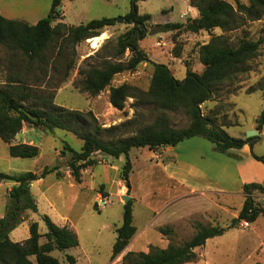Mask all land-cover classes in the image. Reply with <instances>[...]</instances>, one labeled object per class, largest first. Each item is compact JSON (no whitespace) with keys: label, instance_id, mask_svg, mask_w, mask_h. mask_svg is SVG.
<instances>
[{"label":"rangeland","instance_id":"rangeland-1","mask_svg":"<svg viewBox=\"0 0 264 264\" xmlns=\"http://www.w3.org/2000/svg\"><path fill=\"white\" fill-rule=\"evenodd\" d=\"M131 1L61 0L58 10L65 11L64 21L68 24H85L102 17H112L117 22L105 28L103 33L106 36L98 42V48L95 49L88 40H84L76 46L75 55L69 51L66 59L56 60L62 66L70 59L75 61L67 80L61 81V74L50 66H45L46 76L41 74V70L35 69V74L27 76L28 82L38 89L53 91V101L56 105L74 110H91L99 123L106 127L132 118L135 113L132 106L135 102L133 98H127L124 109L119 110L110 104L109 87L92 96L74 85V81L80 78L79 69L87 57L85 53L92 51L93 54L108 39H112L110 46L107 45L101 52V57L111 53L109 47L115 44L117 37L132 27L124 18L131 9ZM228 1L236 6L235 0ZM240 1L248 3V0ZM46 2L47 0H0L3 10L9 12L7 14L27 20L29 23L44 13ZM138 6L141 13L151 14L156 22L182 20L180 15L188 7L185 0H139ZM122 17L123 20L120 21ZM187 19L185 18V21ZM215 29L208 34L201 32L197 37L187 34L185 39L187 43H191L189 54L191 52L195 54L193 52L197 50L198 45L209 40L211 35L222 33L220 28ZM226 35L232 45H236L242 38L260 39L262 43L257 56L249 61L247 70L238 73L235 85L218 88L212 100L218 101L214 106L217 109L220 107L219 111L224 113L220 121L224 123L227 132L237 138L250 135L255 137L253 153L264 156V126L261 132L257 130V134H250L251 130L258 128L257 118L264 108V96L258 89L248 92L249 89H255L257 83L264 78V18L249 20L242 27ZM157 39L158 33L149 32L140 41L141 47L153 60L169 65L170 58L167 55L169 49L166 46H162L163 48L155 46ZM56 51L57 48L53 47L50 55H55ZM129 56L127 51L123 59L126 60ZM20 59L19 51L0 44V88L4 86L9 73L20 69ZM99 60L97 58L96 62ZM174 62L178 70H181L180 73L177 70L175 74L182 78L186 68L180 65L179 59ZM151 74L152 66L142 63L136 70L115 75L112 85L127 82L147 90ZM58 83L59 87H52ZM209 107L210 104H206V107L203 105L204 112H207ZM172 117L177 127L189 123L183 111L174 113ZM24 140L38 144L39 155L34 158L11 156L9 144L0 138L1 172L11 174L24 171L41 172L46 166L58 165L62 176H58L57 171H54L45 178L33 181L31 191L36 199L38 211H26L25 219L11 234L12 240L27 239L30 236L29 226L32 221L39 223L41 233L46 232L47 226L43 215L47 214L55 223L67 224L74 228L79 236L78 246L65 251L51 252L62 264H66L67 253L76 257L77 264H122V257L128 250L143 251L148 250L150 245L166 247L169 244H181L196 233L200 224L219 225L223 232L209 238L204 246L196 249L198 253L196 261L185 264H264V215L260 214L255 221H251L249 227L232 226V219L238 216L245 201L241 194L243 186L237 173L238 160L239 158L242 160L239 155L230 151L219 152L213 143L200 136L184 140L176 147L166 150H163V147L156 150L148 147L133 148L130 151L133 165L129 177L131 189L128 191L122 179L125 156L105 157L97 153L99 162L93 167L84 168L82 182L78 183L71 176L67 166L68 157L62 154V149L65 144H69L75 150H80L83 146L82 139L60 128L48 129L25 124L20 131V138H14L12 142L26 143ZM249 169L255 174L252 167ZM1 182L3 186H0V215L6 212L10 200L6 187L11 183L2 180ZM255 183L264 184V181ZM190 185L230 192V195L226 196L207 192L209 199L226 202L228 206L222 204L224 206L222 212L216 210L212 214H199L194 199L201 197V193L179 200L174 199L178 194L187 193V186ZM125 194L131 197L133 223L137 232L126 249L112 259L113 245L117 238L116 229L123 221ZM255 197L257 202L261 203L264 194L255 192ZM103 201L106 202L105 205ZM162 227H170L172 231L163 234L160 231ZM40 241L43 243L45 237Z\"/></svg>","mask_w":264,"mask_h":264},{"label":"trees","instance_id":"trees-1","mask_svg":"<svg viewBox=\"0 0 264 264\" xmlns=\"http://www.w3.org/2000/svg\"><path fill=\"white\" fill-rule=\"evenodd\" d=\"M138 1H131V9L124 16L125 22L132 24V27L117 37L115 44L109 47L111 53L101 57V52L112 41L108 39L98 50L88 55L79 69L80 78L74 81L75 87L92 96L109 87V101L119 110L124 109L127 98L135 100L132 105L135 108L134 116L108 127L99 123L91 110H74L56 105L53 91L38 89L28 82L27 76L35 74V69L41 70V74L46 76L45 66H50L61 74V81L67 80L75 61L70 59L62 66L56 60L66 59L69 51L75 55L79 43L101 35L106 27L115 25L117 20L102 17L78 25L58 21L61 19V10H58L61 0H53L49 14L35 24L6 18L0 12V44L21 53L22 68L9 73L4 86L0 88V138L9 144L11 156L34 158L40 153L35 144L12 142L25 124L48 129L60 128L74 133L83 141L80 150H75L69 144H65L62 149V154L68 157L67 166L75 182H82L84 168L93 167L99 162L97 153L105 157L125 156L122 179L128 182L129 191V177L133 168L130 151L133 148L156 150L163 146H175L197 136L213 143L215 149L222 153L232 148H242L247 143L254 145L253 136L237 138L227 132L224 123L219 122V117L224 114L219 111L220 107L217 109L214 106L204 112L203 105L214 98L218 88L235 85L238 73L246 71L249 61L257 56L262 43L260 39L242 38L232 45L226 34L242 27L249 20L264 18V0H248L247 4L235 0L236 6L228 0H190L191 5L199 11L198 17H189L185 22L165 23H150L152 15L140 13ZM215 28H220L222 33L211 35L208 42L199 45V58L204 70L198 73L188 64L186 76L182 80L175 77L167 64L151 60L140 44L149 32L176 31L177 36L185 31L210 32ZM53 47L57 48L56 54L50 55ZM175 50L178 52L179 47ZM127 51L130 56L124 60ZM97 58L100 60L96 62ZM142 63L152 66L147 90L127 82L112 85L115 75L136 70ZM52 87H59V83ZM257 89L264 96V78L255 89H249L248 92ZM179 111L188 117V125H174L172 115ZM257 122V129L261 131L264 126V108ZM252 155L264 162V156ZM54 171L62 176L58 165L46 166L41 172L11 174L0 171V179L15 183L9 192L6 212L0 217V264H62L51 252L65 251L79 245V236L74 229L55 223L47 214L43 215L46 232L41 233L39 223L32 221L27 239L14 241L10 237L11 232L25 219L26 211H38L31 183ZM243 192L245 201L238 216L232 219V226H239L242 221L250 223L260 214L264 215V203L257 202L255 197V192L264 194V184L246 183ZM116 231L112 259L126 249L137 232L131 200L125 205L122 224ZM160 231L169 234L172 229L162 227ZM222 232L223 228L219 225L200 224L196 233L181 244H169L166 247L150 245L148 250L143 251L128 250L122 257V264L194 262L198 258L196 249ZM42 237H45L43 243L40 241ZM65 257L66 264H77L74 255L67 253Z\"/></svg>","mask_w":264,"mask_h":264},{"label":"crops","instance_id":"crops-1","mask_svg":"<svg viewBox=\"0 0 264 264\" xmlns=\"http://www.w3.org/2000/svg\"><path fill=\"white\" fill-rule=\"evenodd\" d=\"M52 1L53 0H47V2H46V6L47 7H45L44 13L41 14V15H39V16H37L34 20H32V23L31 24L37 23L38 20H40L43 17H46L49 14V11H50L51 5H52ZM185 1L187 3V6L188 7L181 13L180 16H181L182 20H179V22H185V18H189V17L190 18H196V17L199 16L198 9L195 6H192L191 5L190 0H185ZM0 12L6 18H9V19H19V18H16L14 15L7 14L9 12L8 11L5 12V10H3V7H2L1 4H0ZM65 16H66L65 15V11L63 12L61 10V19L58 20V21L65 22L64 21ZM22 20H24V19H22ZM152 20H153V18H152ZM152 22H154V23H165V22H156L154 20ZM171 22H174V21H171ZM175 22H178V21H175ZM215 30H217V29H215ZM154 32L158 33V39L155 42V46H158L157 45V41L161 40L164 43V46L163 47L166 46L169 49V50H167V55L170 58V64L168 63L169 64L168 66L172 70V72H173V74L175 75L176 78H178V77L175 74V72L178 70V67H177V64L174 61L177 60V59L180 60V65L181 66H184L186 68V72H187V65L188 64L190 65V67L194 71H196L198 73H201L204 70V65L200 61L199 52H198V49H199V45L200 44L198 45L197 50L193 52L195 54H192V52H191V54H189L190 52L188 51V49H189V46H190L191 43H187V40L185 39V37L187 36V34H192V35H194V36L197 37V36H200L199 34L201 32H205V33L208 34L209 31L201 30L198 33L189 32V31L186 32L185 31V32H182V33L178 34L177 36H175L176 35V31H167V32L154 31ZM209 40L204 41V42H201V44H204V43L208 42ZM178 47H179V51L176 52L175 49L178 48ZM96 48H98V47H96ZM91 53H92V51H90L88 53H85V55L88 56ZM148 56H149V58L151 60H153L150 57L149 54H148ZM153 61L158 62L156 60H153ZM158 63H161V62H158ZM178 72L180 73L181 70H178ZM185 76H186V73L182 76V78H178V79L182 80V79L185 78ZM217 102L218 101L209 100V101H207L204 104V106L206 107V104H210V107L209 108H212V106H214ZM221 116H223V114ZM220 117H219V121H220ZM221 123H223V122H221ZM256 130H258V129H256ZM261 131L259 130V132H261ZM15 138H17V139L20 138V132L16 135ZM245 138H247V137H245ZM23 142L32 143V144H35L36 145V143H34V141L27 142V141L24 140ZM177 145H175V146H163V150L171 149L172 147H176ZM37 146H38V144H37ZM229 151L230 152H233L234 154L239 155L240 157H242V160L239 158L238 165H237V173H238V176L240 178V181H241V185L242 186L244 184H246V183L262 182V181H264V164L261 161H258L255 158H253V156H252V153L254 151L253 146H251L249 143H247L242 148H239V149L232 148ZM251 167L254 169L255 174L249 169ZM1 180L2 179H0V186H3V183L1 182ZM2 181H4V180H2ZM14 184H15L14 182H11L6 187V189L8 190V194H9V192H10V190L13 187ZM32 185H33V182L31 183V187H32ZM187 188H188V192L187 193L178 194L177 196L174 197V199H178L179 200L181 198L195 196V194L201 193L202 194L201 197H197V198L194 199L195 203H197V206L196 207H197V209H199L198 210V213L199 214H201V213L202 214H212L216 210H218L219 212H222V210L224 208V206L222 204H225L226 207L228 206V204L226 202H220V201H218L219 202L218 203L216 199L215 200L213 198H210L209 199L208 198L209 195H208L207 192H211V194H215V195L218 194L219 196L230 195V192L222 191V189H220L219 191L207 190L206 189L207 187L204 189V188H197V187L191 186V185L190 186H187ZM241 194L243 195L244 200H245V194H244V192H242ZM263 202H264V199L262 200L261 203L263 204ZM3 215L4 214H1L0 217L3 216ZM240 226L241 227H249L250 226V223L249 222L245 223V221H242L241 224H240ZM70 228H72V227L70 226ZM72 229H74V228H72ZM14 231L15 230H13L11 232V234ZM11 234H10V237H11Z\"/></svg>","mask_w":264,"mask_h":264},{"label":"bare ground","instance_id":"bare-ground-1","mask_svg":"<svg viewBox=\"0 0 264 264\" xmlns=\"http://www.w3.org/2000/svg\"><path fill=\"white\" fill-rule=\"evenodd\" d=\"M105 33H102L101 35L99 36H96V37H93V38H89L87 39L91 44H92V47L96 48L99 46L98 42L102 39L105 38Z\"/></svg>","mask_w":264,"mask_h":264},{"label":"water","instance_id":"water-1","mask_svg":"<svg viewBox=\"0 0 264 264\" xmlns=\"http://www.w3.org/2000/svg\"><path fill=\"white\" fill-rule=\"evenodd\" d=\"M122 20H123V17L120 19V21H122ZM250 132H251L250 134H257V133H258L257 130H251ZM250 137H251V135H250ZM125 185H126L127 187H129L128 182H125ZM130 198H131V197H130L128 194H125V195H124V199H125V201H126V204L129 202Z\"/></svg>","mask_w":264,"mask_h":264},{"label":"built area","instance_id":"built-area-1","mask_svg":"<svg viewBox=\"0 0 264 264\" xmlns=\"http://www.w3.org/2000/svg\"><path fill=\"white\" fill-rule=\"evenodd\" d=\"M157 45L158 46H164V43L161 41V40H159V41H157ZM103 202H105V201H103ZM106 204V202L104 203V205ZM245 223H247L246 221H245Z\"/></svg>","mask_w":264,"mask_h":264}]
</instances>
